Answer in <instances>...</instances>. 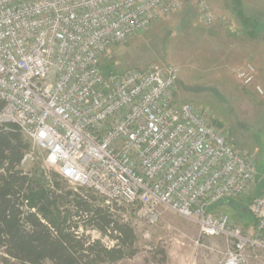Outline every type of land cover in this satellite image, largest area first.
Wrapping results in <instances>:
<instances>
[{"label": "built area", "instance_id": "obj_1", "mask_svg": "<svg viewBox=\"0 0 264 264\" xmlns=\"http://www.w3.org/2000/svg\"><path fill=\"white\" fill-rule=\"evenodd\" d=\"M183 1L0 0V126L13 125L28 143L24 170L41 155L75 189L124 210L129 224L152 225L159 208L169 209L203 237L224 238L222 264H247L250 252L264 253V195L249 204L253 232L210 206L241 197L255 163L197 106L173 103V68L100 71L111 45ZM189 1L211 24L207 1ZM237 72L252 82L250 67Z\"/></svg>", "mask_w": 264, "mask_h": 264}, {"label": "rangeland", "instance_id": "obj_2", "mask_svg": "<svg viewBox=\"0 0 264 264\" xmlns=\"http://www.w3.org/2000/svg\"><path fill=\"white\" fill-rule=\"evenodd\" d=\"M206 1L213 15L211 24L203 20L198 4L183 1L177 11L111 45L100 57V71L122 74L149 64L174 69L173 103L197 106L256 165V178L241 197L210 206L243 231L253 232L250 200L264 195V0ZM248 67L252 82L245 84L237 71ZM27 169L30 178L47 187L55 181L52 174L56 170L46 168L41 155ZM92 194L96 203L109 206L104 198ZM110 206L122 217L124 210L113 203ZM159 209L160 218L152 225L130 222L138 251L112 264H222L227 248L224 238L203 237L189 219ZM86 232L91 238L100 237L95 230ZM101 238L106 245L113 244ZM247 264H264V253L250 252Z\"/></svg>", "mask_w": 264, "mask_h": 264}, {"label": "trees", "instance_id": "obj_3", "mask_svg": "<svg viewBox=\"0 0 264 264\" xmlns=\"http://www.w3.org/2000/svg\"><path fill=\"white\" fill-rule=\"evenodd\" d=\"M27 147L16 127L0 126V262L112 264L133 257L136 234L116 209L58 174L51 187L30 178L19 165ZM88 230L100 237L91 238Z\"/></svg>", "mask_w": 264, "mask_h": 264}, {"label": "crops", "instance_id": "obj_4", "mask_svg": "<svg viewBox=\"0 0 264 264\" xmlns=\"http://www.w3.org/2000/svg\"><path fill=\"white\" fill-rule=\"evenodd\" d=\"M257 1H261V0H257ZM255 2V1H254ZM257 5V4H256ZM251 7H254V6H251Z\"/></svg>", "mask_w": 264, "mask_h": 264}]
</instances>
